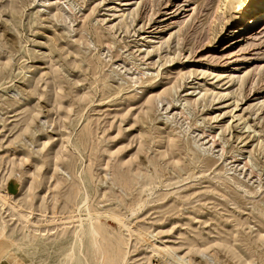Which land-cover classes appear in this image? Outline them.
I'll return each mask as SVG.
<instances>
[{
  "label": "rangeland",
  "instance_id": "rangeland-1",
  "mask_svg": "<svg viewBox=\"0 0 264 264\" xmlns=\"http://www.w3.org/2000/svg\"><path fill=\"white\" fill-rule=\"evenodd\" d=\"M258 2L0 0V264H264Z\"/></svg>",
  "mask_w": 264,
  "mask_h": 264
},
{
  "label": "bare ground",
  "instance_id": "bare-ground-1",
  "mask_svg": "<svg viewBox=\"0 0 264 264\" xmlns=\"http://www.w3.org/2000/svg\"><path fill=\"white\" fill-rule=\"evenodd\" d=\"M264 21V5L263 3H255L253 4L249 9H247L244 13H241L240 15H238V17L236 18V26L234 28H232V34L235 35L240 31V26H241V22L246 21L247 23V27L248 28H252L254 27L259 21ZM86 208V206H85ZM82 219V218H81ZM79 219V221L81 220ZM82 220L80 221V226L82 225ZM124 225V224H123ZM79 226V227H80ZM83 227V226H82ZM79 229V228H78ZM128 229V228H127ZM131 230V229H130ZM78 232V231H77ZM81 233V232H79ZM77 234V233H76ZM75 234V235H76ZM135 234V233H134ZM83 235V234H82ZM136 235L140 238H142L147 244L148 246L154 251L155 248H158V246L156 247V245L149 239L144 238L141 234L136 233ZM75 237V236H74ZM137 237V238H138ZM82 238V237H81ZM139 238V239H140ZM75 240V239H74ZM80 241V239H78ZM74 243V242H73ZM81 245V244H80ZM73 246V245H72ZM82 248V247H81ZM72 251V250H71ZM157 251V253H160L162 251V249L155 250ZM73 252V251H72ZM71 252V253H72ZM81 252V251H80ZM68 254V253H67ZM69 255V254H68ZM168 255V254H167ZM169 257H172L173 260H175L174 262H177V264H186L184 263L182 260H177L173 258V256L168 255ZM68 257V256H67ZM73 258V257H72ZM104 259V255L102 252H100L99 256H98V261L101 262ZM126 259V258H125ZM72 261V260H70ZM71 263V262H70ZM122 264H126V262L123 260ZM172 264V263H171Z\"/></svg>",
  "mask_w": 264,
  "mask_h": 264
}]
</instances>
